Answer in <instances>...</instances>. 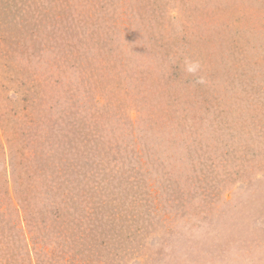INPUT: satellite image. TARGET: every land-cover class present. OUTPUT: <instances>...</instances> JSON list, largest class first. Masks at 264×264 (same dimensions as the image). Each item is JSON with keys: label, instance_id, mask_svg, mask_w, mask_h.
<instances>
[{"label": "rangeland", "instance_id": "374dc122", "mask_svg": "<svg viewBox=\"0 0 264 264\" xmlns=\"http://www.w3.org/2000/svg\"><path fill=\"white\" fill-rule=\"evenodd\" d=\"M0 264H264V0H0Z\"/></svg>", "mask_w": 264, "mask_h": 264}, {"label": "clouds", "instance_id": "9594fccd", "mask_svg": "<svg viewBox=\"0 0 264 264\" xmlns=\"http://www.w3.org/2000/svg\"><path fill=\"white\" fill-rule=\"evenodd\" d=\"M197 69H198V65L191 64V65L188 66L187 71L194 73L195 71H197Z\"/></svg>", "mask_w": 264, "mask_h": 264}]
</instances>
